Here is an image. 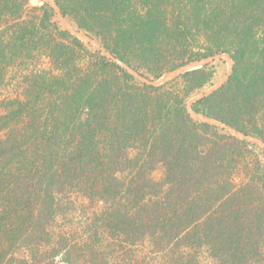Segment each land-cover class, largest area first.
<instances>
[{
  "label": "trees",
  "instance_id": "trees-1",
  "mask_svg": "<svg viewBox=\"0 0 264 264\" xmlns=\"http://www.w3.org/2000/svg\"><path fill=\"white\" fill-rule=\"evenodd\" d=\"M55 2L157 79L229 55V81L193 110L264 140V0ZM38 55L52 68L0 98V264H264V168L248 161L250 144L187 112L204 69L181 76L187 91L137 83L65 31L49 4L0 0V86ZM74 194L103 203L96 216L112 240L58 231ZM140 244L149 254L127 262Z\"/></svg>",
  "mask_w": 264,
  "mask_h": 264
},
{
  "label": "rangeland",
  "instance_id": "rangeland-1",
  "mask_svg": "<svg viewBox=\"0 0 264 264\" xmlns=\"http://www.w3.org/2000/svg\"><path fill=\"white\" fill-rule=\"evenodd\" d=\"M29 3L31 6H36V7H41L45 4H48L46 0H29ZM57 20H58V17H57ZM67 20L69 21V23L72 25L73 28L78 29L76 24L71 19L70 20L67 19ZM58 22H59V20H58ZM80 31H82V30H80ZM82 32H85V31H82ZM91 37L97 43H99L101 46H103L102 42L98 38L93 37V36H91ZM81 41L84 42L86 44V46L91 51L99 52L94 47L89 45L87 42H85L83 40H81ZM99 53L103 56V54L101 52H99ZM202 59H204V58H202ZM198 60H201V59H198ZM198 60H194V61H198ZM232 64H233V62H232ZM184 65H186V64H184ZM181 66H183V65H180L177 68H179ZM51 68H52V66H51L50 61L45 56L38 55L36 58L33 59V61L29 62L27 68L25 67L23 69L22 67H18V68L12 69L11 72L6 76V81L4 82V84L2 86H0V98H5V97H11L12 98V97H15L17 95H20V93L23 91L22 90V88H23L22 77L26 74H29L31 70H43V69L50 70ZM131 68L133 70H135L136 72L140 73L141 75H143L144 77H146L147 79H150L154 82L161 79L167 73L177 69V68L169 69L163 73L161 78L157 79L154 77V75L150 74L146 69L139 68L135 64ZM201 69H204L203 70L204 73L201 76V80H200L201 86L198 89L191 90V92L189 93L190 96H189L188 102L199 97V96H201V95H203V94H205V93H207L208 91L214 89L216 87V85H218L220 83V81L228 74L229 64L226 60H217V61L213 62L212 64H210L204 68H201ZM135 81L137 83L143 84V82L139 81L138 79H135ZM171 82H176V85H180V87H179L180 89L187 91V88H188L187 83L185 82V80L182 79V77H179V78L172 80L168 83H171ZM219 131L225 132L222 130H219ZM225 133H227V132H225ZM227 134H229V133H227ZM229 135H231V134H229ZM250 146H251L250 149H254V150L250 151V153L247 154L248 161L254 162L256 164L260 163L261 167L264 168V149L262 147H258V146L252 145V144H250ZM132 153L133 152H131V154ZM243 174H244L243 177H242V174L237 176V182H240V180L243 179L247 173L245 171H243ZM126 175L127 174H120L119 177H123ZM162 175H163V171H162V169H160L158 167V169L153 172L152 177H154L155 180H160L162 178ZM71 200L73 201V203L68 205L69 208L65 209L66 211L64 212V215L59 219V221L56 224V228L58 229V231L62 230L64 232H66L68 234V236L70 237V240L73 242L87 241V242H90L91 244H96L100 240L104 241V243H107L106 241L109 240V238L112 240V238L108 234V232H106L104 229L102 230L101 223L98 222V218L96 216V214L103 209V207H104L103 203L97 202V201L91 202V201H89V199L84 198L81 195L79 196L77 194H74L73 196H71ZM87 225H89V227ZM105 247H106V244H105L104 248ZM95 249L96 250L100 249L98 244H97ZM109 250L110 249H108L107 251H109ZM99 251H103V250H99ZM150 251L151 250H150L149 245L140 244L138 247H136V248L132 247L130 249V251L126 252L125 259L127 262L128 261L132 262L134 260V258L144 257L146 254H149ZM82 254H83V250L79 249L77 256H76L77 260H79V257ZM100 258H102V256H100ZM120 259H122V257ZM201 264H214V263L212 262V259H210L208 255H202L201 256Z\"/></svg>",
  "mask_w": 264,
  "mask_h": 264
},
{
  "label": "water",
  "instance_id": "water-1",
  "mask_svg": "<svg viewBox=\"0 0 264 264\" xmlns=\"http://www.w3.org/2000/svg\"><path fill=\"white\" fill-rule=\"evenodd\" d=\"M46 1L50 5L52 10L55 12L56 16L58 17L60 24L62 25V27L64 28L65 31H67L70 35L74 36L75 38H78L80 40L87 42L89 45L94 47L97 51L101 52L103 54V56H105L108 59H110L111 61H113L116 65H118L121 69L126 71L132 77H134L135 79H138L139 81L143 82L144 84L152 86V87H159L161 85H164V84H166L172 80H175V79L183 76L186 73L204 68V67L212 64L213 62L217 61V60H226L229 64L228 74L220 81V83L218 85H216V87L214 89H212V90L208 91L207 93L189 101L187 103V106H186L187 112L196 121L206 123V124H208L212 127H215L219 130L225 131V132L233 135L234 137H236L242 141H245L249 144H252V145H255L258 147H262L264 149V140H261L259 138L254 137V136L247 135L245 133H242L230 125L224 124V123L219 122L215 119L207 117L201 113H197V112L193 111L194 105H196L200 101L210 97L215 92L222 89L224 87V85H226V83L229 81V78L233 72V64H232L233 61L229 55L216 54V55H213V56H210V57L198 60V61H193V62L187 63L186 65H183V66L167 73L161 79L154 82L150 79H147L146 77H144L143 75L136 72L131 67H129L128 65H126L125 63H123L122 61H120L119 59L114 57L109 51H107V49H105L103 46H101L99 43H97L90 35H88L85 32L80 31L79 29L73 28L72 25L69 23V21L65 18V16L63 15V13L61 12L57 3L54 0H46Z\"/></svg>",
  "mask_w": 264,
  "mask_h": 264
}]
</instances>
